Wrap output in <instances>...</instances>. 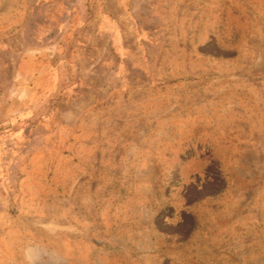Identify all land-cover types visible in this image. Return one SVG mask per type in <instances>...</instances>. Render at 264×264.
I'll use <instances>...</instances> for the list:
<instances>
[{"label": "rangeland", "instance_id": "obj_1", "mask_svg": "<svg viewBox=\"0 0 264 264\" xmlns=\"http://www.w3.org/2000/svg\"><path fill=\"white\" fill-rule=\"evenodd\" d=\"M43 2L0 0V264H264V0L141 5L122 83Z\"/></svg>", "mask_w": 264, "mask_h": 264}, {"label": "crops", "instance_id": "obj_2", "mask_svg": "<svg viewBox=\"0 0 264 264\" xmlns=\"http://www.w3.org/2000/svg\"><path fill=\"white\" fill-rule=\"evenodd\" d=\"M154 1L40 0V3L43 2L44 5H49L53 10L58 8V4L61 3L68 12H72V16H74L75 12H87L89 9L102 12L99 13L97 18V37L107 36L111 41L113 52L118 60V65L113 70V74L122 83L127 74H136L139 70L144 72L142 62L147 61L148 56L142 47L145 43H148L147 41L152 39V36L150 29L142 27L137 12L141 9V5H147L155 10L157 7ZM108 3L113 7H106ZM110 9L113 10V13L109 11ZM81 19L85 21L84 15L81 16ZM62 59L61 57L60 60ZM139 60L142 62H139ZM66 63L67 60L51 72L55 77V86H62L65 77H67L68 69H75L74 66ZM77 73L83 75L84 71L81 69ZM17 136L21 138L22 134H18Z\"/></svg>", "mask_w": 264, "mask_h": 264}]
</instances>
